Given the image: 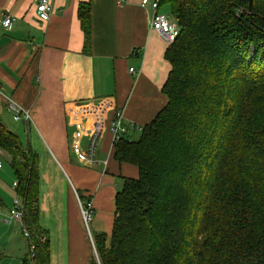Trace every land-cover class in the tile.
<instances>
[{"label":"trees","instance_id":"obj_1","mask_svg":"<svg viewBox=\"0 0 264 264\" xmlns=\"http://www.w3.org/2000/svg\"><path fill=\"white\" fill-rule=\"evenodd\" d=\"M160 2L180 27L165 54L168 100L140 137L114 143V158L139 174L119 176L110 245L93 234L100 264H264V0H253V15L250 0ZM78 16L90 52L89 2ZM0 148L35 244L24 262L50 264L39 155L1 115ZM14 201L5 208L0 198L1 213Z\"/></svg>","mask_w":264,"mask_h":264},{"label":"crops","instance_id":"obj_2","mask_svg":"<svg viewBox=\"0 0 264 264\" xmlns=\"http://www.w3.org/2000/svg\"><path fill=\"white\" fill-rule=\"evenodd\" d=\"M38 1L0 0V115L8 112L17 121L8 110L11 102L30 112V121L18 122L39 155V226L50 241V264H91L93 249L69 181L83 196L91 194L93 207L97 201L91 232H105L110 245L119 176L137 177L139 170L114 158L108 131L97 163L83 166L88 122L80 104L111 97L125 121L142 127L152 122L168 100L162 88L172 66L165 58L169 45L151 30L153 10L141 0H50L47 21L38 16ZM82 2L91 5L90 52L78 16ZM169 5L161 3L159 11L173 15ZM8 16L10 27L2 22ZM27 240L16 221L0 220V264H25Z\"/></svg>","mask_w":264,"mask_h":264},{"label":"built area","instance_id":"obj_3","mask_svg":"<svg viewBox=\"0 0 264 264\" xmlns=\"http://www.w3.org/2000/svg\"><path fill=\"white\" fill-rule=\"evenodd\" d=\"M143 6H150L153 10L152 15V21H151V30L156 31L160 33V35L165 39L168 45H170L173 41H175L176 37L180 33V27L177 21V18L173 15L165 14L159 11V8L161 6L160 0H141L140 2ZM53 12V6L50 0H39L37 3V13L41 20L47 21L49 20L50 15ZM11 16L6 17L3 19V24L6 27H10L11 25ZM131 72H134L135 69L131 68ZM83 108L85 113V119L87 120L88 124L86 125L87 132H88V142L86 144V147L82 152L80 158L82 159V163L84 165H93L97 163V149L100 144L101 138H103V134L108 130L111 135L113 136V143L118 141L119 139L123 137H131L134 132L130 131L133 127L140 132L143 130L142 126H135V124L132 122L125 121V118L123 116V110L122 108L116 107V102L114 98H105L99 101V103H84L80 104ZM8 110L13 113L15 120H23L24 122L30 121L31 115L30 112L26 109L21 108L14 102L9 103ZM79 116L84 114L83 112L79 111ZM89 115V116H88ZM84 128H81L79 126V132H81ZM75 146L73 147L75 152L78 153V147L80 145L78 142H75ZM4 153V150L0 148V154ZM1 166V164H0ZM17 183L14 182V186ZM78 200L80 202V210H82L83 218L86 220V222L90 221L93 215V210L91 208L90 201L86 202V205L84 206L81 202V199L78 197ZM14 207L10 211V214H3L1 213V207H0V220L5 222H12L17 221L21 223L22 227H24V236L26 238H29V231L27 230V227H25L23 222V215L22 212V205L17 198V195L15 196L14 201ZM90 234V239H92V242L94 244V239ZM35 244L31 243L30 250H34ZM34 255V252H33Z\"/></svg>","mask_w":264,"mask_h":264},{"label":"rangeland","instance_id":"obj_4","mask_svg":"<svg viewBox=\"0 0 264 264\" xmlns=\"http://www.w3.org/2000/svg\"><path fill=\"white\" fill-rule=\"evenodd\" d=\"M170 6V5H169ZM165 8V10H168L170 7H168V6H166V7H164ZM172 10V9H171ZM170 11V10H169ZM169 11L167 12V14H169ZM172 13V12H171ZM0 104H1V102H0ZM123 116H124V112H123ZM2 121H3V123L10 129V130H13L14 132H16L18 135H19V137L25 142V144L27 145V139H26V134H25V127H24V125L21 123L22 121H20V122H18V120L15 122L14 120H13V116L12 115H10L8 112H3V114H2ZM26 122H28V121H26ZM108 131V130H107ZM106 131V132H107ZM105 132V133H106ZM109 132V131H108ZM104 133V134H105ZM110 133V132H109ZM103 134V135H104ZM111 134V133H110ZM141 133H138L137 135L138 136H135V135H132L131 137L132 138H135V137H140L141 135H140ZM112 136V135H111ZM104 137V136H103ZM103 138H101V140H102ZM100 143H101V141H100ZM76 144H75V142L73 141L72 143H71V145H70V147L72 148V150L73 151H75L74 150V146H75ZM113 145H114V143H113ZM99 146H100V144H99ZM99 146H98V148H99ZM98 150V149H97ZM98 153V152H97ZM0 160H1V162H2V165H3V167L2 168H0V196H1V198H3L4 200H5V204H6V206H8V207H5V208H10L11 207V205L13 204V201H14V194H16L15 193V189H14V181H15V179H16V177H15V173H14V171L11 169V167H10V164H9V161H10V156H9V154H7L5 151H4V153H3V155H1L0 156ZM79 161L82 163V159L80 158L79 159ZM83 164V163H82ZM94 165V164H93ZM83 166H87V165H84L83 164ZM119 180V179H118ZM122 180V179H121ZM119 182H120V180H119ZM123 183H124V180H122V184L120 185V187L118 188V189H120L121 187H122V185H123ZM69 184L72 186H70L71 188H72V190H73V192H75L74 193V196L76 197V201H77V205H78V208H79V210H80V202H79V200H78V197L81 199V202L83 203V205L85 206L86 205V202L87 201H90V203H91V208H92V210H93V215H92V218H91V220L90 221H88V222H86V220L83 218V215H82V210H80L81 211V216H82V222H83V225L85 226V229H86V235H87V239L90 241V244H91V246H92V249H93V254H94V258H95V260H96V262L98 263V264H100V259H99V254L97 253V249H96V246H95V241H94V244H93V242H92V239H90V232L92 231V227H93V225H92V223H93V219L95 218V216H96V213H97V201L95 202V205H94V207H93V203H92V198H91V194H87V195H84V197H81V196H79L82 192L81 191H77L76 190V185L75 186H73V181H69ZM76 190V191H75ZM88 191H91V189H87ZM82 195V194H81ZM64 196V201L66 202V199H67V196L66 195H63ZM83 196V195H82ZM18 223V222H17ZM91 235H92V237H93V234H92V232H91ZM3 246V245H2ZM1 245H0V250H1ZM33 252H34V250H30V252H28V255L27 256H29L28 258H29V260H34V258H35V256H33Z\"/></svg>","mask_w":264,"mask_h":264},{"label":"water","instance_id":"obj_5","mask_svg":"<svg viewBox=\"0 0 264 264\" xmlns=\"http://www.w3.org/2000/svg\"><path fill=\"white\" fill-rule=\"evenodd\" d=\"M252 5H253V0H250L249 13H250L251 15H253V14H252Z\"/></svg>","mask_w":264,"mask_h":264}]
</instances>
